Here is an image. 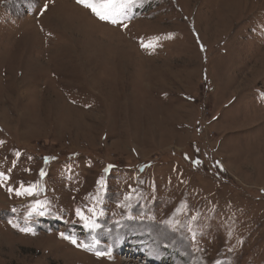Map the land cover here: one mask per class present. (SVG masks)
Wrapping results in <instances>:
<instances>
[{"label": "rangeland", "instance_id": "obj_1", "mask_svg": "<svg viewBox=\"0 0 264 264\" xmlns=\"http://www.w3.org/2000/svg\"><path fill=\"white\" fill-rule=\"evenodd\" d=\"M120 11L0 0V264H264V0Z\"/></svg>", "mask_w": 264, "mask_h": 264}, {"label": "snow or ice", "instance_id": "obj_2", "mask_svg": "<svg viewBox=\"0 0 264 264\" xmlns=\"http://www.w3.org/2000/svg\"><path fill=\"white\" fill-rule=\"evenodd\" d=\"M76 3L81 5L82 7L88 9L93 16H95L98 20L102 22L112 23L116 24L119 23V21L116 19L118 15L121 14V9L126 6L128 3V0H76ZM44 10H47V6L45 5ZM142 47H145V45L142 44ZM194 163H199L198 161ZM6 177L2 173H0V180H4ZM11 191V189H10ZM32 195V189L31 187L24 189L22 186V191H18L16 195ZM43 214V213H39ZM77 215H80L78 212ZM81 219H84L83 216H81ZM21 231L28 232L29 229H21ZM67 239V237H63ZM72 243H76L75 240L72 241ZM81 247H84L81 245ZM89 250V249H86ZM97 256L104 255L102 252H97Z\"/></svg>", "mask_w": 264, "mask_h": 264}]
</instances>
